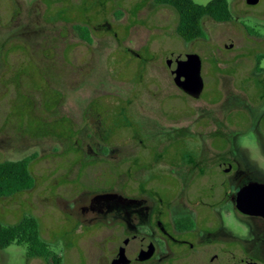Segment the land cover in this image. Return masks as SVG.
Instances as JSON below:
<instances>
[{
	"label": "rangeland",
	"instance_id": "1",
	"mask_svg": "<svg viewBox=\"0 0 264 264\" xmlns=\"http://www.w3.org/2000/svg\"><path fill=\"white\" fill-rule=\"evenodd\" d=\"M227 2L231 21L205 17L203 37L185 43L176 34L175 10L154 0H0V162L35 156L29 165L33 187L0 198V223L33 217L62 264H108L110 225L84 219L81 205L92 194L85 191L111 186L125 193L129 175L153 165L159 169L185 151L180 140H169L170 147L151 148L144 158L145 146L161 138L178 132L198 144L192 113L202 102L187 103L168 70L170 57L198 55L203 94L219 78L217 87L227 95L233 87L250 95L240 104L256 122L264 103L253 104L251 89L256 58L264 56V0L254 6ZM258 68L264 69V58ZM160 110L167 112L163 118ZM82 126V137L97 143L93 151L114 147L135 155L113 163L104 177L102 167L79 152ZM242 126L226 134H232L247 172L264 181V142L256 128ZM82 147L88 152L85 143ZM222 220L226 235L244 242L255 238L249 219L232 212ZM24 246L0 249V264H47L29 258L27 247L21 252Z\"/></svg>",
	"mask_w": 264,
	"mask_h": 264
},
{
	"label": "flooded vegetation",
	"instance_id": "2",
	"mask_svg": "<svg viewBox=\"0 0 264 264\" xmlns=\"http://www.w3.org/2000/svg\"><path fill=\"white\" fill-rule=\"evenodd\" d=\"M263 71L255 70L256 85L251 89L255 106L257 101L264 103ZM218 82L215 77L216 86L203 94L202 78L203 89L198 97L176 86L187 97V103L202 102L192 113L196 146L178 132L173 137L161 138L154 146H145L144 158L150 155L151 148L170 147L166 145L169 140H180L185 151L171 163L159 165V169L153 165L129 175L125 193L111 186L106 190L85 191L92 194L86 195L87 203L81 205L84 219L110 225L113 249L108 264L120 251L128 264H264V217L244 215L236 208L240 191H252L254 184L264 181L247 172L232 146V134H226L227 128L235 131L245 125L256 128L264 142V109L256 122L250 121L240 104L241 99L250 95L234 87L227 95L217 87ZM235 104L240 108L233 110ZM159 113L163 118L162 114L167 112ZM178 120L171 121L172 130ZM81 130L79 152L85 160L101 166L104 177L113 163L119 165L126 156L135 155L120 154L114 147L109 153L93 151L97 143L92 136L83 138V126ZM100 140L109 145L103 138ZM84 143L88 152H83ZM79 199L80 196L74 201ZM232 212L251 222L255 229L251 242L224 233L222 216Z\"/></svg>",
	"mask_w": 264,
	"mask_h": 264
},
{
	"label": "trees",
	"instance_id": "3",
	"mask_svg": "<svg viewBox=\"0 0 264 264\" xmlns=\"http://www.w3.org/2000/svg\"><path fill=\"white\" fill-rule=\"evenodd\" d=\"M158 6H168L178 15L176 34L189 43L203 37L201 21L207 17L217 23L232 20L227 0H211L205 5L196 4L193 0H154ZM264 56H257L256 70L259 60ZM35 156H29L18 161L0 162V198L11 197L19 192L30 189L34 179L29 172V165ZM15 242L16 245H27L29 258H42L47 264H62V259L53 256L48 244L39 234L38 223L33 217H25L15 225L0 223V249H5Z\"/></svg>",
	"mask_w": 264,
	"mask_h": 264
},
{
	"label": "water",
	"instance_id": "4",
	"mask_svg": "<svg viewBox=\"0 0 264 264\" xmlns=\"http://www.w3.org/2000/svg\"><path fill=\"white\" fill-rule=\"evenodd\" d=\"M247 5L254 6L260 0H245ZM168 70L175 80V85L186 94L198 97L203 89L201 77V60L196 54L179 55L167 60ZM236 208L248 216L264 217V184H254L252 191L243 189L237 195ZM146 257H149V254ZM124 252L120 251L111 264H128Z\"/></svg>",
	"mask_w": 264,
	"mask_h": 264
},
{
	"label": "clouds",
	"instance_id": "5",
	"mask_svg": "<svg viewBox=\"0 0 264 264\" xmlns=\"http://www.w3.org/2000/svg\"><path fill=\"white\" fill-rule=\"evenodd\" d=\"M15 247V242H13L12 245L9 246V250H12ZM27 245L24 246L20 251L23 252L26 249Z\"/></svg>",
	"mask_w": 264,
	"mask_h": 264
}]
</instances>
